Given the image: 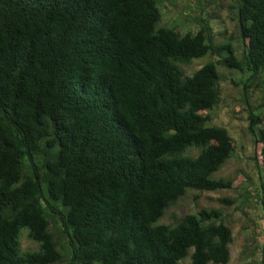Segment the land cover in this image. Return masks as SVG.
I'll use <instances>...</instances> for the list:
<instances>
[{"label":"trees","instance_id":"obj_1","mask_svg":"<svg viewBox=\"0 0 264 264\" xmlns=\"http://www.w3.org/2000/svg\"><path fill=\"white\" fill-rule=\"evenodd\" d=\"M229 1L239 47L203 14L197 31L163 25L178 0H0V264L230 263L222 211L162 223L190 192L232 186L214 178L238 149L210 125L220 67L241 75L264 173V103L250 102L264 101V0Z\"/></svg>","mask_w":264,"mask_h":264},{"label":"rangeland","instance_id":"obj_2","mask_svg":"<svg viewBox=\"0 0 264 264\" xmlns=\"http://www.w3.org/2000/svg\"><path fill=\"white\" fill-rule=\"evenodd\" d=\"M203 7L199 8L194 0H178L173 11L163 9V25L178 24L179 30L197 31V23L189 22V18L203 14L209 17L217 42L232 40L239 47V29L235 12L231 9L229 0H202ZM217 56H205L194 59L186 67L187 73L192 74L209 61H216ZM226 74L222 82V101L215 110L213 123L227 127L238 142V149L221 171L214 178L230 180L232 186L209 192H190L176 206L170 208L162 223L171 224L189 213H196L201 208H215L226 215L227 224L233 231L231 244V261L229 264H264V173L253 159V136L249 130V106L243 101V86L236 84L240 73H230L220 67ZM253 105L263 104L260 94L251 98ZM260 195V196H259ZM198 196V197H196ZM226 200L231 201L226 202ZM21 240L23 251H35L38 244L31 241L28 231L23 229ZM183 264H191L187 259Z\"/></svg>","mask_w":264,"mask_h":264}]
</instances>
